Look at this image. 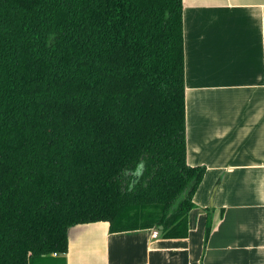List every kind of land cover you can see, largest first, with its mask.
<instances>
[{
  "label": "trees",
  "instance_id": "trees-1",
  "mask_svg": "<svg viewBox=\"0 0 264 264\" xmlns=\"http://www.w3.org/2000/svg\"><path fill=\"white\" fill-rule=\"evenodd\" d=\"M203 174L182 0H0V264H51L81 223L186 237Z\"/></svg>",
  "mask_w": 264,
  "mask_h": 264
},
{
  "label": "crops",
  "instance_id": "crops-1",
  "mask_svg": "<svg viewBox=\"0 0 264 264\" xmlns=\"http://www.w3.org/2000/svg\"><path fill=\"white\" fill-rule=\"evenodd\" d=\"M182 22L187 236L76 224L51 264H264V0H182Z\"/></svg>",
  "mask_w": 264,
  "mask_h": 264
},
{
  "label": "built area",
  "instance_id": "built-area-1",
  "mask_svg": "<svg viewBox=\"0 0 264 264\" xmlns=\"http://www.w3.org/2000/svg\"><path fill=\"white\" fill-rule=\"evenodd\" d=\"M152 236H153V237H156V236H158L157 229H154V230H153V232H152Z\"/></svg>",
  "mask_w": 264,
  "mask_h": 264
},
{
  "label": "water",
  "instance_id": "water-1",
  "mask_svg": "<svg viewBox=\"0 0 264 264\" xmlns=\"http://www.w3.org/2000/svg\"><path fill=\"white\" fill-rule=\"evenodd\" d=\"M157 232H158V235H160V234L162 233V226H159V227H158Z\"/></svg>",
  "mask_w": 264,
  "mask_h": 264
}]
</instances>
